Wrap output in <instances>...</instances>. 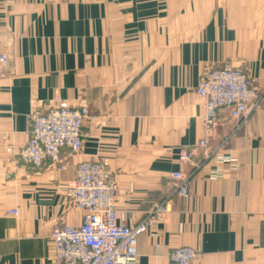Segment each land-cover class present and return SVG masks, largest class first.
<instances>
[{
    "label": "crops",
    "instance_id": "1",
    "mask_svg": "<svg viewBox=\"0 0 264 264\" xmlns=\"http://www.w3.org/2000/svg\"><path fill=\"white\" fill-rule=\"evenodd\" d=\"M2 55L0 264H53V229L83 219L67 184L78 164L100 160L118 184L120 224L170 201L138 238L136 264H169L182 247L195 250L192 264H264V99L236 133L221 110L207 136L197 95L202 74L225 65L264 88V0H0ZM83 101L97 121L84 124L80 153L34 168L8 152L28 144L33 108ZM225 140L236 164L204 161ZM183 149L204 163L188 198L170 178L195 169Z\"/></svg>",
    "mask_w": 264,
    "mask_h": 264
},
{
    "label": "built area",
    "instance_id": "2",
    "mask_svg": "<svg viewBox=\"0 0 264 264\" xmlns=\"http://www.w3.org/2000/svg\"><path fill=\"white\" fill-rule=\"evenodd\" d=\"M0 62H7V57L1 56ZM197 95L205 100L203 130L207 136H212L219 126L221 110H228L230 117L238 121L235 133L246 126L252 114L260 108L264 88H259L243 70L225 65L202 74ZM96 121L97 117L91 114L86 101L77 108L70 107L66 102H59L46 111L35 107L30 113L28 144L17 153L12 148L8 152L35 168L43 167L46 162L59 165L62 151L71 155L81 152L84 124ZM227 143L228 140H225L214 152L205 151L204 161L216 160L219 165H235L234 159L222 153ZM198 147L206 149L207 141L201 140ZM194 158V151L183 149L179 161L193 165L195 169L190 175L183 172L170 175L177 183L174 193L182 198L190 196V180L204 164L194 165ZM108 167L106 160L78 164L75 178L67 184V195L83 212L82 223L78 227L66 225L53 229V264H136L138 238L150 229L157 217L169 213L170 201H166L153 206L139 223L120 224L115 205L118 184L108 173ZM61 169L64 170V167ZM217 176L212 177L215 179ZM10 214L18 216L17 211ZM195 257L193 248H178L170 253L169 264H192Z\"/></svg>",
    "mask_w": 264,
    "mask_h": 264
},
{
    "label": "rangeland",
    "instance_id": "3",
    "mask_svg": "<svg viewBox=\"0 0 264 264\" xmlns=\"http://www.w3.org/2000/svg\"><path fill=\"white\" fill-rule=\"evenodd\" d=\"M2 56H4V55H2ZM1 57V56H0ZM2 63V62H1ZM230 66V65H229ZM232 67V66H231ZM35 168V167H34Z\"/></svg>",
    "mask_w": 264,
    "mask_h": 264
}]
</instances>
